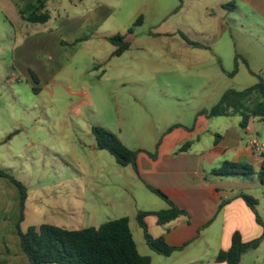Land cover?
Instances as JSON below:
<instances>
[{"label": "rangeland", "instance_id": "1", "mask_svg": "<svg viewBox=\"0 0 264 264\" xmlns=\"http://www.w3.org/2000/svg\"><path fill=\"white\" fill-rule=\"evenodd\" d=\"M80 1H49L50 22L43 36L36 35L28 42H33L29 56L21 54V40L13 49L12 26L0 16V169L26 188L21 230L44 223L81 229L128 216L135 244L143 255L149 249L131 216L125 169L107 151L97 149L91 127L107 129L129 147L149 146L160 131L156 117H162L161 111L151 101H147V111L143 110L135 98L144 92L152 96L162 89L161 75L156 77V85H118L114 80L121 70L113 62L145 65L147 73L160 74L164 62L192 61L183 37L164 34L174 31L171 18L160 28H151L146 17L133 27L132 34L127 33L139 15L135 14L140 0H99L98 18L92 22L82 15L91 3ZM191 18H196L195 14L185 16L183 25ZM27 26L35 28L34 33L42 29L32 23ZM115 34L124 35L130 43L120 56H112L115 48L107 41ZM208 45L215 46L219 59L207 57L206 51L203 62H233L235 54L250 67L264 62V29L257 28L253 20L245 18L243 29L229 31ZM40 70L47 73L37 78ZM178 76L168 75L170 86L179 83ZM249 76L243 69L235 87H247ZM151 107L154 119L148 112ZM18 202L16 219L13 213L0 215L10 222L14 219L15 230L20 216ZM259 213L264 215V209Z\"/></svg>", "mask_w": 264, "mask_h": 264}, {"label": "crops", "instance_id": "2", "mask_svg": "<svg viewBox=\"0 0 264 264\" xmlns=\"http://www.w3.org/2000/svg\"><path fill=\"white\" fill-rule=\"evenodd\" d=\"M30 1L32 0H0V16L6 17L14 32L13 49L17 46L16 42L21 40L19 50L22 47L23 56H29L27 53L33 42H28L36 35L43 36L51 19L49 17L43 24H32L42 28L40 32L34 33L35 28L27 26L28 22L21 18L18 10ZM49 1L46 4L47 10ZM84 1L81 0V4ZM89 2L91 5L84 7L86 9L82 15L92 22L94 18H98L100 10L97 5L100 1ZM136 11L135 15L139 14L136 19L142 17L143 23L147 17L151 28H160L171 18L174 31H166L164 34L188 36L189 41L202 45L194 47L184 40L189 50L188 58L192 62H164L166 66L158 70L160 74L153 71L147 73L145 65L130 66L132 62L112 64L120 66L121 71L114 80L118 85H156V77L161 75L162 89L155 91L152 96L144 92L135 98L141 109L146 110L147 101H151L161 111L162 117H156L161 126L159 133L147 147H129L120 140L127 148L140 150L136 158L137 173L129 165L123 167L128 179L127 193L133 208L132 218L136 220L138 211L167 208V204L152 193L147 185L163 191L179 209L186 212V215L162 226L157 224L155 215H146L144 222L153 238L162 237L169 246L181 249L164 257L148 248L149 252L143 255L150 258L151 264H227L216 261V256L219 251L229 249L234 233H239L243 242L264 235V226L256 221L254 213L240 197L245 194L256 199V211L264 223V215L259 213V209H264V176L259 177L264 165V117L250 118L242 126L238 114L207 118L199 114V111L212 107L228 89L243 90L235 87L236 78L243 69L248 71L247 68H250L264 79V62L257 63L255 67H250L249 62L247 66L244 62H239L236 74L228 76L233 62H203L207 59L203 53L208 51L207 57L219 59L215 46L208 45V42L218 41L220 36L229 31L243 29L245 18L253 20L257 28L264 29V0H140ZM191 14H195L196 18L188 19L187 25H183L181 20ZM2 39L0 34V41ZM44 40L41 42L42 46ZM126 68L132 71L126 72ZM37 73L39 78L47 72L40 70ZM173 73L179 75V83L170 86L168 75ZM52 75L53 73L50 77ZM256 81L251 75L245 81L246 86H252ZM153 109L151 107L148 111L152 118ZM17 132L16 130L15 133ZM253 141H256L258 150H255ZM224 162L246 165L251 168L252 174L212 175L211 171ZM2 179L0 215L13 213L16 219L19 191L5 178ZM123 217L128 218L130 229V217ZM0 255L6 260V264H29L19 247L14 219L11 222L8 218L0 219ZM240 264H264V239L255 250L241 256Z\"/></svg>", "mask_w": 264, "mask_h": 264}, {"label": "trees", "instance_id": "3", "mask_svg": "<svg viewBox=\"0 0 264 264\" xmlns=\"http://www.w3.org/2000/svg\"><path fill=\"white\" fill-rule=\"evenodd\" d=\"M48 0H32L22 7H19V14L23 20L32 24H43L49 20V11L46 9ZM142 23V17H138L127 33L133 32V27ZM185 41L194 47L202 45ZM107 41L114 46L112 56H120L129 49L130 43L124 35L115 34L107 38ZM238 59L247 66V62L238 54L234 55L233 68L227 73L234 76L238 69ZM248 72L257 81L252 86L243 90L228 89L219 100L209 109L199 111V114L207 118L219 116H231L238 114L241 117L240 124L244 126L250 118L264 117V79L250 68ZM91 133L95 145L99 150L107 151L113 156L116 163L122 167L131 166L137 173L136 158L140 150H131L110 131L99 126H92ZM151 157L154 155L149 154ZM215 176H235L252 174L251 168L240 163L224 162L219 168L211 171ZM264 176V165L259 177ZM0 177L7 178L19 191L20 195V216L16 224V232L19 247L26 255L29 264H151L148 256L141 255L136 247L131 234L127 217L111 219L96 227H85L81 229H66L51 224H41L37 227L30 226L21 230L22 210L26 198V188L5 170L0 169ZM147 188L162 199L167 208L159 211H138L136 220L143 232V238L147 247L154 253L167 257L181 247L169 246L162 237L153 238L147 230L144 222L146 215H155L158 225H166L186 212L179 209L161 190L147 185ZM245 204L254 213L256 221L264 226L256 211L257 201L253 197L241 194ZM222 205L219 206V209ZM264 235L243 242L239 233L231 237V245L226 251H219L216 261L227 264H240V259L246 252L255 250ZM0 264H6V260L0 257Z\"/></svg>", "mask_w": 264, "mask_h": 264}, {"label": "built area", "instance_id": "4", "mask_svg": "<svg viewBox=\"0 0 264 264\" xmlns=\"http://www.w3.org/2000/svg\"><path fill=\"white\" fill-rule=\"evenodd\" d=\"M253 145L255 146V150H258L259 148L256 145V141H253Z\"/></svg>", "mask_w": 264, "mask_h": 264}]
</instances>
